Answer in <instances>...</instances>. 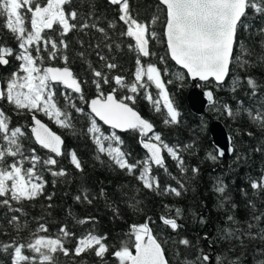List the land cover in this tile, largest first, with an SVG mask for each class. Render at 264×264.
I'll list each match as a JSON object with an SVG mask.
<instances>
[{
	"label": "trees",
	"instance_id": "16d2710c",
	"mask_svg": "<svg viewBox=\"0 0 264 264\" xmlns=\"http://www.w3.org/2000/svg\"><path fill=\"white\" fill-rule=\"evenodd\" d=\"M37 2L43 5L46 0ZM157 4V0H129V10L134 18L143 22H150L156 15L160 17L159 21L149 28V31L154 30L158 34V38H149V50L153 54L148 57L141 56L140 59L145 70L148 64L160 69L161 79L169 97L180 112L179 123H164L167 111L163 106L162 97L159 96V90L151 82H147L146 90L139 89L138 94H135L134 104L126 102L153 124L154 131L160 134L165 144L179 150L186 171L182 172L177 166V161L164 149V165L167 171L152 165L151 175L156 176L160 183L159 191H153L144 188L142 182L137 179L139 169L130 175L126 170L119 169L106 154H99L97 159L96 146L87 132L91 114L86 103L97 95L95 84L92 82L94 77L91 68L100 70L104 63L96 53L99 51L108 58V62L117 65L109 72L110 79L112 76L121 75L126 83H131L137 67L135 62L137 52L133 39L120 35L126 31V26L119 21L118 6L110 4L108 0H72L70 4L64 6L65 12L75 9L79 15L77 21L70 22L82 23L85 20L89 24L95 22L99 27L105 28L108 39L91 27L83 30L78 27L64 37L59 35L60 30L57 28L45 31L44 35L56 39L58 43L60 39H64L68 48L62 49L55 60H50L41 42V55L44 56L41 66H65L61 57L66 54L69 58L67 66L81 81L84 100L79 99V94L59 84L54 85L58 105L71 112V128H62L43 113H37V117L63 139L64 155L55 157L57 164L53 170L63 169L66 174L53 176L44 170L41 164L38 167L46 181L42 194L33 200H24L20 203L11 201L12 208L22 209L20 212L10 211L8 207L0 205V245L13 240L26 244L32 241L35 235L55 238L60 235L59 229L66 227L74 234L71 237H62L64 246L69 249V255L57 252L54 254V264H119L112 252L118 249L122 242L132 243L128 237L131 225L147 221L153 234L161 242L169 264H184L186 259L194 260L203 254L209 255L210 264H218L217 256L220 257V264L236 262L258 264L264 260V239L258 235L264 230V219L260 221L253 219L254 216L264 213V191L257 193L250 185L251 180H257L264 175V151L256 150L264 148V130L251 122L241 110L242 107L255 110L264 105V63L256 62L257 57L264 53L261 45L264 35L260 31L264 29V15L250 14L245 21L247 26L240 28L237 33L238 44L235 52L239 54L240 44L251 50L253 55L245 56V59H249L252 66L241 69L233 62L225 81L220 86L212 80L200 83L201 89L213 92L214 103L206 108L203 115L197 116L189 110L186 102V93L192 84L185 71L177 67L168 56L163 36L165 17ZM27 15L29 17L30 13ZM110 22L114 23L115 27H109ZM25 26L29 28L27 19ZM0 45L19 52L18 42L4 26L3 17H0ZM106 45H111V48ZM129 45L133 47L130 48ZM32 51L35 55L34 48ZM80 53H84V56L81 57ZM161 57L164 59L161 60ZM8 59L9 64L1 69L2 85L12 72L18 70L20 63L14 56ZM248 75L260 85L254 97L244 82H241L236 91L232 90L233 81L237 77L243 81ZM144 80H147L146 76ZM113 87H116L114 82L103 85L104 93H109ZM64 92L69 93L77 107L84 109L83 113H77L69 107L62 95ZM147 93L151 94L153 100H160V112H157L153 103L145 98ZM128 95L133 94L126 88L117 89L118 99ZM241 100L244 101L243 106L238 103ZM225 104L237 112V115L229 117L224 110ZM0 108L11 118L10 126H22L25 130L26 135L22 138V143L26 154L30 155V149L35 148L42 159L49 155L54 156L39 147L31 138L30 112L18 111L6 100H0ZM210 119L221 121L230 136L234 151L226 162L219 157L215 161L207 157L208 152L216 154L208 132ZM100 126L105 134L112 132L102 124ZM249 132L252 133L251 136L248 135ZM117 134L123 141L122 150L130 154L128 157L130 163L146 158V153L139 143L138 132L127 131ZM188 145L191 147H186ZM72 150H75L82 170L71 163L68 153ZM24 167H30V164L25 162ZM193 168L199 171L194 173ZM218 180L227 186L224 194L215 190ZM168 186L177 188L181 194L176 196L171 192L165 193L164 189ZM85 191L90 203L83 198L79 201L76 199ZM252 204L255 205L254 208ZM176 209H180L178 217ZM13 215L18 216L19 220L9 224L8 221ZM161 216L176 218L179 228L174 231L170 226L164 225ZM228 216H232L233 220L229 221ZM83 219H87L88 222L84 224L78 222ZM40 224L46 226L47 232H37ZM249 224L252 225L251 228ZM229 232L232 234L229 235ZM88 233L106 236L104 243L108 245V251L102 258L95 255L94 249L78 256L74 254L77 238ZM249 233L256 235L257 238L252 239ZM185 238L190 242L188 246L180 244V240ZM12 253V248L5 251L0 246V264H11ZM23 253L33 255L26 248ZM36 264H39L38 260Z\"/></svg>",
	"mask_w": 264,
	"mask_h": 264
},
{
	"label": "snow or ice",
	"instance_id": "6c2138e0",
	"mask_svg": "<svg viewBox=\"0 0 264 264\" xmlns=\"http://www.w3.org/2000/svg\"><path fill=\"white\" fill-rule=\"evenodd\" d=\"M72 0H46L43 6L37 0H0V17L4 19V26L15 36L18 42L19 52L13 48L0 45V66L9 64V57H15L19 61L18 70L10 74L9 78L0 86V100H6L13 105L18 111H28L31 113V138L42 149L54 154L49 155L46 159H42L35 148L30 149V155L25 153L22 138L26 135L22 126H10L11 118L6 112L0 108V205L9 208L10 211L20 212V208H12L11 201L20 203L24 200H33L42 194L46 181L43 179L39 165L44 166V170L49 171L53 176L65 175V171L60 169L53 170L57 164V159L64 155L62 151L63 139L56 132L52 131L47 124L37 118V113H43L49 120L62 128H71V112L64 110L56 101V91L54 85H62L65 89L71 90L79 94V99L84 100L81 81L73 73L72 69L67 66L68 56L65 54L61 57L64 62L63 67H42L41 64L44 56L41 55V42L44 49L47 50V56L50 60H55L62 49H67L68 44L64 39H60L59 43L56 39L44 35L45 30H53L54 25L60 26L61 37L66 36L70 31L80 28L81 30L89 27L96 29L108 39V33L105 28L99 27L97 23L89 24L87 20L82 23H72L77 21L79 13L73 9L65 12V5L70 4ZM112 5H118L120 10L119 21L126 26V31L120 33L121 36L134 38V48L137 52L136 70L134 80L126 83L125 78L121 75L109 78V72L115 69V63L108 62V58L97 51V56L103 65L100 70L91 68L94 77L97 95L90 100L88 107L91 113L90 124L87 132L96 146L99 154H106L108 158L121 170H126L130 175L139 169L137 179L142 182L143 187L153 191H159L160 183L156 176L151 175L152 164L164 168V158L162 150L166 149L167 153L177 161L180 170L186 171L184 161L179 150L170 147L161 140L159 133L154 131V126L148 120L142 118L140 114L130 106L126 101L135 103L139 89H147L148 83L151 82L159 90V96L163 99V106L167 111L165 124L179 123L180 112L176 109L173 101L165 88V84L161 79L160 69L148 64L147 68L142 66L140 57H148L153 53L149 50V38H158L157 32L149 31L150 25H155L160 17L153 16L150 22L139 21L134 18L129 10V0H109ZM157 7L164 14V31L163 36L166 39L167 52L175 63L187 71V74L193 79L200 81H209L214 79L217 86H220L225 77L228 75L230 65L235 62L241 69L252 66L249 59L253 52L239 45V54L235 49L237 47V33L240 28L246 27L245 21L250 14L264 15V0H158ZM30 13V29L25 26L26 19H29ZM109 27H115L110 22ZM264 35V29H261ZM264 48V41L261 42ZM50 47V50H48ZM111 48V45H106ZM129 47H133L129 45ZM33 48L35 55H33ZM99 48V44L96 45ZM81 57L84 53L79 54ZM164 57H161L163 60ZM256 62L264 63V53L260 54ZM107 69L108 71H104ZM146 76L147 80H144ZM183 79V77H180ZM116 87L112 91L105 94L103 85L113 83ZM171 81H169L170 83ZM241 82L247 84L254 97L260 85L250 75L245 76L243 81L237 77L233 81L232 90L236 91ZM118 88H126L133 95L125 96L117 99L116 92ZM70 108L77 113H83L84 109L77 107L75 102L71 100L68 92L62 93ZM209 103H214L213 92L211 90L204 93ZM145 98L153 103L157 112L161 111L160 100H153L150 93ZM243 106L244 101H238ZM224 110L229 117H234L237 112L225 104ZM246 113L248 119L264 130V105L255 110L251 108L241 109ZM103 122L111 129H119L121 131H136L140 136L139 143L147 151L146 158L142 161L138 160L130 163L129 153L122 150L123 141L116 133L112 131L105 134L100 124ZM151 133V135H149ZM248 135H252L251 132ZM155 141V142H153ZM107 142V143H106ZM186 147H191L188 145ZM257 151H264V148H257ZM229 152L234 151L233 147H229ZM71 163L82 170V165L77 157L75 150L68 153ZM225 155L223 149H217L216 154L207 153L208 159L215 161L218 157ZM11 160V162H8ZM25 162L30 167L25 168ZM192 171L198 172L199 169L193 168ZM251 188L257 193L264 191V175L257 180L250 181ZM183 187V185H181ZM226 185L222 181H217L215 190L224 194ZM164 192H171L176 196L181 193L177 188L168 186ZM103 195V190H101ZM83 198L89 200L85 191L82 195L77 196L79 201ZM51 199V197H49ZM251 203V202H250ZM235 207V205H233ZM254 208L255 205L252 204ZM180 215V209H176V216ZM164 225L170 226L172 230H177L179 225L176 218L161 216ZM229 221L233 220L232 216H228ZM254 220L260 221L264 219V213L254 216ZM19 217L13 215L8 223L17 222ZM81 224L87 223V219L78 221ZM250 228L251 224L248 225ZM37 232H47L44 224L38 226ZM60 235L53 238L45 235H35V238L28 243H17L12 241L8 244L0 245L5 251L9 248L13 249L11 256V264H54V254L62 252L65 256L69 255V249L64 246L62 237H71L66 227L59 229ZM229 235L232 233L229 232ZM252 239L257 238L256 235L249 233ZM259 238L264 239V230L261 231ZM128 242H122L121 246L112 252V255L118 260L119 264H169L165 256L164 248L161 242L153 234L149 222L141 224H133L130 226L128 233ZM106 236H98L88 233L85 236L77 238L74 254L80 255L89 250H95V255L103 257L108 251V245L104 243ZM180 244L188 246V239L180 240ZM30 250L33 255H25L24 249ZM220 264V257H216ZM210 257L207 254L197 256L194 260H185L184 264H208ZM238 264V262H236ZM264 264V260L258 262Z\"/></svg>",
	"mask_w": 264,
	"mask_h": 264
},
{
	"label": "water",
	"instance_id": "95a60500",
	"mask_svg": "<svg viewBox=\"0 0 264 264\" xmlns=\"http://www.w3.org/2000/svg\"><path fill=\"white\" fill-rule=\"evenodd\" d=\"M109 1V0H108ZM158 1V0H157ZM118 6V5H116ZM119 7V6H118ZM48 31H51V30H48ZM164 31V30H163ZM133 41H134V38H132ZM165 40V45H166V39L164 38ZM134 44H135V41H134ZM166 49H167V45H166ZM168 53V52H167ZM168 56L169 58L171 59L170 57V54L168 53ZM143 57V56H142ZM171 61L179 68H181L182 70L185 71V73L187 74V71L185 69H183L181 66L177 65L175 63V61H173L171 59ZM48 66H52V65H48ZM46 66V67H48ZM6 66H0V86H3L2 85V81H1V69L2 68H5ZM52 67H60V66H52ZM63 67V66H61ZM191 84H192V87L187 91L186 93V102H187V105H188V108L189 110L194 114V115H197V116H201L205 113L206 111V108L211 106L213 103H209V101L207 100L206 96L204 95V93L206 91H209V89H201L199 87V84L200 83H205L206 81H200L199 79H193L191 78L188 74H187ZM227 77V76H226ZM225 77V79H226ZM210 80H212L214 83H216L214 81V79L210 78ZM209 80V81H210ZM225 81V80H224ZM223 81V82H224ZM208 82V81H207ZM62 86V85H61ZM63 87V86H62ZM64 88V87H63ZM71 91V90H69ZM74 93V92H73ZM76 94V93H75ZM214 97V96H213ZM94 97L90 98L88 100V102H90L91 99H93ZM118 99V98H117ZM87 108H88V111L90 113V109L88 107V103H87ZM134 109V108H133ZM135 111H137L136 109H134ZM138 112V111H137ZM139 113V112H138ZM91 114V113H90ZM140 114V113H139ZM140 116L144 119H146L145 117H143L141 114ZM38 119H40L39 117H37ZM42 120V119H40ZM148 120V119H146ZM149 121V120H148ZM42 122H44L42 120ZM97 122H99L100 124H102L104 127L112 130V131H116V133H125L127 131H121L119 129H116V130H113L111 129L108 125H104L103 122L99 121L98 118H97ZM150 122V121H149ZM32 123V121H31ZM45 123V122H44ZM151 123V122H150ZM47 124V123H45ZM48 125V124H47ZM31 126V124H30ZM30 126H29V131H30ZM48 127L51 129V127L48 125ZM52 130V129H51ZM53 131V130H52ZM55 132V131H54ZM208 132H209V135H210V138H211V142H212V145L213 147L215 148L216 152H217V149H223L224 152H225V155L222 156V157H219L220 159H222L223 161H227L229 159V157L231 156L232 152H229L228 149L229 147H232L231 146V139H230V136L228 135L227 131H226V128L225 126L223 125V123L217 119H210L209 122H208ZM57 133V132H56ZM58 134V133H57ZM59 135V134H58ZM151 135V133L149 134ZM155 142V141H153ZM64 143V142H63ZM38 145V144H37ZM39 146V145H38ZM141 148L144 150V152L146 153L147 155V151L142 147V145L140 144ZM40 147V146H39ZM62 148H63V145H62ZM162 156L164 158V149L162 150ZM60 157V156H59ZM154 166H156L155 164H152ZM209 264L211 263V261L208 262Z\"/></svg>",
	"mask_w": 264,
	"mask_h": 264
},
{
	"label": "flooded vegetation",
	"instance_id": "af4514ba",
	"mask_svg": "<svg viewBox=\"0 0 264 264\" xmlns=\"http://www.w3.org/2000/svg\"><path fill=\"white\" fill-rule=\"evenodd\" d=\"M27 24H28V27L30 28V15H29V19H27ZM54 28H57L60 30V26H58V25H54ZM45 31H48V30H45Z\"/></svg>",
	"mask_w": 264,
	"mask_h": 264
},
{
	"label": "rangeland",
	"instance_id": "374dc122",
	"mask_svg": "<svg viewBox=\"0 0 264 264\" xmlns=\"http://www.w3.org/2000/svg\"><path fill=\"white\" fill-rule=\"evenodd\" d=\"M8 78H9V77H8ZM8 78H7V79H8ZM7 79H6V80H7ZM162 100H163V99H162Z\"/></svg>",
	"mask_w": 264,
	"mask_h": 264
}]
</instances>
